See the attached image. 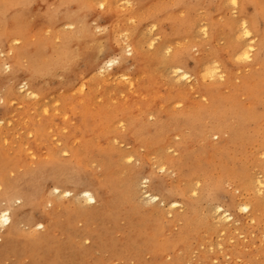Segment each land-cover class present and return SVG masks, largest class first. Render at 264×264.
Instances as JSON below:
<instances>
[{"label":"rangeland","instance_id":"374dc122","mask_svg":"<svg viewBox=\"0 0 264 264\" xmlns=\"http://www.w3.org/2000/svg\"><path fill=\"white\" fill-rule=\"evenodd\" d=\"M54 1L60 2V0ZM138 1L140 2L130 1L128 4L125 1H118L112 12L115 18L114 21L111 22L106 15L93 17L88 19V21L90 20L88 27L95 36H107L110 31L112 33L116 28L122 31L123 34L131 31L134 43L141 37V53L148 56L145 65L151 81L146 78L140 79L137 68L132 66L133 69H131L128 57L130 55L122 48L123 44L119 45L118 41L113 38L108 46L103 40L99 43L101 53L96 61V72L90 70L92 63L86 61L80 64L78 72L83 76L78 79L76 86H73V88H65L60 85L59 81H56L55 89L48 93L45 98L39 96L37 100L24 97L25 88L19 89L18 94L15 96L16 100L13 101L6 114V116H12L13 120L8 124L0 125V175H2V179H0V198L7 194L6 191L9 186L20 180L22 175L27 174V179L31 180L33 178L31 176L35 174L34 182H36L39 170L48 162H53L52 157L49 156L50 150H53L54 147L64 146L66 138L72 140L70 144L76 146L75 149L86 153L87 159L83 160V163L84 165L87 164L89 170L100 169V167H97L99 166L100 149L102 153L103 151H110L113 157L129 153L130 156H133V159L126 160L124 164L116 166L114 176L120 178L119 171L125 175L129 168L136 166V164L139 166L143 158L144 173H142V177L146 178L140 181L143 192H147L148 185L154 184L155 187H158L162 185L163 181L170 184L176 183V178L180 173L176 169L178 166L174 167L168 164L166 160H171L173 163L184 162L181 148L179 150L176 147L182 139V134H186L184 129L179 131L168 128L165 132L170 135L169 142L161 143L149 149L142 145L138 146V144L136 146L133 142H126L122 139L123 133L126 131L125 126L129 120L135 122L137 126L155 129V127H158V122L155 123L154 121L158 113L161 112V117L166 118L167 121L170 118L186 119L196 127V134L202 132L208 134V138H206V141L208 139L207 146L203 144L205 141L201 140V137H199L200 139L196 138L190 144L185 156L187 160L184 166H186L188 173H195L193 179L190 180L195 183L197 188L203 186V177H212V179L218 176L221 177V181L225 182L224 185L226 184L223 186L225 192L221 197V203L226 204L231 192L235 196L241 194L235 191L237 186L230 182L233 178L237 180V175L245 178L249 177L255 184L249 188L250 191L243 193L240 198L250 204L255 202L257 208L254 214L251 216L249 213H235V218L240 219V221L235 225L230 224L225 231L217 229L210 232L207 227H202V245L201 243L198 245L189 243L192 244L188 245L189 256L185 257L181 264H263L264 43L262 41L264 38L262 35L264 34V0H250L244 3V0H237V4H234L237 7H234L232 0H194V3L185 5V7H180L179 0H150V3L149 0ZM130 5L132 8H130ZM136 8L141 11L140 15L139 12L133 13ZM244 10L246 11L244 12ZM137 15L138 17H136ZM147 16L152 18L148 19ZM255 16H259V18L254 20ZM30 20L36 21L32 18H24L21 21L20 28L23 29L24 25H28ZM243 20H247L251 28L250 35L245 37L243 35L239 36ZM50 21L52 20L45 22ZM153 21H157L156 26L151 24ZM180 21L186 22L188 30L185 28V31L180 32L173 28L175 27L174 24ZM194 26L195 28H193ZM77 27V24L69 22L63 27L57 26L54 30L60 32L64 30L73 31L79 34L80 31ZM135 27L137 28L133 30ZM46 31L50 32V29L44 26L42 34L47 37L48 33L46 34ZM31 33L32 38L34 33ZM51 35L54 42H60L59 38L54 37V31L51 32ZM164 35H167V37ZM152 38L156 40L155 47L149 44ZM163 42L166 43L168 49L159 54L157 58L155 50L159 43ZM23 44L21 42L13 43V51L8 57L17 56L16 47H21ZM246 44L254 46L252 57L248 60L244 58L241 60L242 56L238 55ZM182 50H185L189 56L191 55L192 63L201 59L218 63L221 68V75H223L221 79L220 77L210 78L201 80V82L199 79L198 84V80H196L198 78L191 79V81H178L174 74L170 72L169 66L164 64V61L173 59L175 54ZM42 55L44 56V54ZM106 59L115 60V64L113 63V66L106 71L105 75L98 74L100 73V66L102 67ZM167 63L169 64V61ZM3 69L6 70V67L4 66ZM3 69L1 68V70ZM111 72L114 75L108 76V73ZM121 72L130 78L133 85L119 80L122 75ZM93 73L98 75L96 76ZM135 73L137 74L135 75ZM92 75H94L93 78H89ZM118 76H120L119 79ZM58 79H61V77L58 76ZM82 81L86 83L83 92L79 89V84ZM13 96L14 93L12 98ZM0 104H2L1 100ZM141 109L148 113L147 118H143L145 122L143 124L138 123L142 119L141 113L143 112ZM165 111L168 115L163 113ZM109 116L125 120L124 127L117 130L118 135L112 129H110L109 135L103 134L108 133L109 130L102 131L99 129V126ZM239 116L242 119H239ZM23 117L24 119L21 120ZM84 117L88 119V124H91V127L85 125L83 122ZM36 127L42 128L41 133H37ZM214 132H219L223 136L216 135ZM161 133L157 131V136ZM110 136H117L118 139H113L111 142ZM222 140L224 144H219V141L222 142ZM73 141L75 142L73 143ZM168 145L169 149L167 148ZM214 145L221 146L220 148L223 149L221 155L215 156L209 151V146ZM27 146L28 148L30 146L32 150L26 152L25 148ZM159 147H162V150ZM70 156L73 157L71 154L61 153V156L56 157V160L59 163H64L65 159ZM184 181L182 180L179 183L180 186L182 185L181 187H184V184L188 182L186 179ZM259 182L262 185L260 188ZM49 184L48 188L51 187ZM30 186H32L31 183ZM196 194L194 193V195ZM198 194L195 199L200 197V193ZM43 201H45L44 197ZM4 205L0 202L1 208ZM15 205L16 207L21 206L22 202L16 200ZM98 205L97 203L96 206ZM29 211L31 210L24 209L25 214ZM131 211L135 210L131 208ZM179 211L184 212L180 204L172 209L166 207V219L174 218L177 213H180ZM32 212L35 215L34 219L39 221L40 211L33 210ZM253 216L256 219L253 220ZM132 217L134 216L131 215ZM60 222L62 226L67 224V219L63 214ZM126 222V220H120L114 229L110 221L96 217L88 221V224L93 229H103L106 242L101 244L103 247H107L111 244V238H121L118 229H125ZM83 225L82 222H75V228L77 229L82 228ZM181 225L182 222L177 223V227L173 230L178 231ZM24 231L28 233L18 232L13 238L14 241L12 240V246L8 249L5 247L3 252H0V264H18L15 256H19V264H32L36 256H39V258L44 257L49 264L53 263L54 253L49 237L46 242H43L47 237H43L39 233L41 230H36L35 227L24 228ZM111 231L113 232L112 237H110ZM4 238H0V247L8 240ZM65 240L63 234L59 233L58 246L61 249L59 252L61 255H65L70 247ZM36 241H38L37 244H32ZM83 243L85 245L82 248L85 252L84 255L77 258L72 264H77L78 261L79 264H91L96 259H105L108 256L106 251L103 253H90L87 247L92 244L91 240ZM201 253L203 254L200 256ZM177 255L183 254L179 251L170 256L164 255L163 258L161 257L158 260V264L160 262L170 264L173 257ZM144 261L150 263L151 257L145 256Z\"/></svg>","mask_w":264,"mask_h":264},{"label":"bare ground","instance_id":"6f19581e","mask_svg":"<svg viewBox=\"0 0 264 264\" xmlns=\"http://www.w3.org/2000/svg\"><path fill=\"white\" fill-rule=\"evenodd\" d=\"M118 1H125L127 4L128 2L130 3V1L140 2L138 0H60V2H55L54 0H0V100L2 102V104H0V125L8 124V122L13 120L12 116H6V114L8 108H10L13 101L16 100L15 96L18 94L19 89L25 88L24 97L26 96L37 100L39 96L45 98L48 93L52 92L55 89L56 81H59L60 85L65 88H73V86H76L78 79L83 76V74L78 72V67L81 63L83 64L86 61L92 63L90 70L91 72L95 71V69H97L96 61L98 55L101 53V48L99 49L101 46L99 43L102 40L107 46L111 44L113 38L118 41L117 43L119 45L123 44L122 48L130 55L128 57L131 63V69H133L132 66L137 68L140 79L146 78L151 81V77L145 65L148 56H144L141 53V37L134 43L132 39L133 33L131 36V31L129 32L130 34L125 32L123 34L122 31L115 28V31L112 33L110 31L107 36H95L89 30L88 22L90 20L88 21V19L90 18H97L98 16L103 17V15H106L111 22L114 21L115 18L112 12L117 6ZM249 1L250 0H244L243 3ZM190 3H194V0H183V2L179 0L180 7H185V5ZM235 4H237V0H235ZM101 5H103V7H101ZM234 7L237 6L234 5ZM130 8H132L131 5ZM245 11L246 10H244V12ZM136 12H139V15L141 13L139 8L134 9L133 13L136 14ZM136 17H138V15ZM24 18H32L36 21L33 22L30 20L29 24L24 25V28L21 29L20 24ZM149 18L152 17L149 16L148 19ZM257 18H259V16H255L254 20ZM49 20L52 21L45 22ZM69 22L78 25L79 34L73 31L64 30L60 32L54 30L57 26L63 27ZM151 24L156 26L157 21H153ZM248 24L247 20L242 21L240 27L242 28L240 30L242 34L239 33V36L243 35L245 37V31L250 35L251 28ZM44 26L50 29V32L46 31V34L48 33L47 37L42 34V28ZM70 26L72 25L70 24ZM174 26L173 28L180 32L185 31V28L188 30L185 21H180L174 24ZM136 28L137 27L133 28V30ZM193 28H195V26ZM53 31L54 37L60 39L59 43L54 42L51 35ZM31 32L34 33V37L32 38ZM204 32L206 34V30ZM164 36L167 37V35ZM262 36L264 38V34ZM155 41L156 40L152 38L149 43L150 46L153 47ZM16 42L24 44L21 47H16L17 56L8 57L13 51L12 44ZM262 42L264 43V39ZM166 49H168V46L165 42L159 43L155 50L157 58L159 54L163 53ZM253 49L254 46L246 44V46L241 49L242 52L238 56H242H240L241 60L245 55L247 56L246 60L251 59ZM42 54H44V56ZM3 56H5V58H3ZM190 57L191 55L189 56L185 50L178 51L173 59L171 58L170 60L164 61V64L169 66L170 72L174 74L178 81H191V79L198 78L196 79L198 80V84L199 79L201 82V80L210 78L215 79L220 77L221 79L223 76L221 75V68L218 66V63L215 62L216 65L207 59L195 60L192 63ZM114 61L115 60L106 59L102 67L99 65L100 73L98 74L105 75L106 71L113 66ZM168 61L169 64L167 63ZM110 62L112 63L110 64ZM4 66L6 70L3 69ZM1 68L3 70H1ZM136 74L137 73H135V75ZM112 75H114L112 72L108 73V76ZM58 76L61 77V79H58ZM93 76L94 75L89 78H93ZM119 77L120 76H118V79ZM118 79L117 81L121 80L122 82L124 81L133 85L130 78L123 73L120 79ZM117 83L119 84V82ZM85 87L86 83L82 81L79 84L80 91L83 92ZM13 93L14 96L12 98ZM143 110L141 109L143 112L141 113L142 119L138 121V123L142 124L145 123L143 118H147L148 115V113ZM160 113H158L154 121L155 123L158 122V127H155V129L137 126L135 122L129 120L128 124L125 126L126 131L123 133L122 139L126 142L131 141L136 146L138 144V146L142 145L149 149L161 143L169 142L168 139L170 135L165 132L168 128L177 129L179 131L184 129L186 134H182L180 143L178 142L176 145L179 150L181 148L182 155L184 156V162H181L183 165L181 163H173L171 160H166L168 164L174 167L178 166L176 169H178L180 173L178 178H176V183L173 182L170 184L169 182L163 181L162 185L158 187H155L154 184L148 185L147 192H143L140 186V181H143L141 179H146L142 177V173H144L142 167L144 163L143 158L139 166L136 164V166L129 168V171L126 172L125 175L119 171L120 178L114 176L115 167L119 164H124L126 160H131L133 157L130 156L129 153L120 155L119 157H113L110 151H103L102 153L100 149L99 166H97L98 168L100 167V169L98 170L95 168L89 170L87 164L84 165L83 163V160L87 159L86 153L75 149L76 146L70 144L72 140L66 138L64 146L54 147L53 150H50L49 156L52 157L53 162H48V164L39 170V176L36 177V182H34L35 174L31 176L33 177L31 180L27 179V174L22 175L20 180L14 185L9 186L6 191L7 194L0 198V202L5 204L2 208L0 207V238L5 237L4 239H8L4 245H1L0 252H3V248L6 247V249H8L12 246L14 241L13 238H15L18 232L28 233L24 231V228L30 229L35 227L36 230H41L39 233L43 235V237H47L43 242H46L49 237L52 243L54 262L50 264H72L77 258L84 255L85 252L82 248H84L85 245L83 242L87 240L92 241V244L87 247L90 253H103L106 251L108 255L105 259H96V261L91 264H158V260L162 256H170L179 251H181L183 255L174 256L170 264H181L183 259L189 256L188 245H198L200 243L202 245V227H207L210 232L217 229H219V231H225L229 228L230 224L235 225V223L240 221V219L235 218V213H249L252 216L257 205L254 204L255 202L250 204L240 198L243 196V193L250 191L249 188L252 185H255L254 181L249 179V177L245 178L239 175H237V180L233 178L230 182L237 186L235 191L241 194L235 196L233 192H231L226 204L221 203V197L225 192L223 186L226 185H224L225 182L221 181V177H214V179H212V177H203V186L197 188L195 183L190 180L193 179L195 173H188L186 166H184L187 160L185 156L190 144L196 138L201 137V140L205 141L203 144L207 146L208 139L206 141V138H208V134L206 132L196 134V127L186 119L170 118V120L167 121L166 118L161 117L162 114ZM163 113L168 115L166 111ZM238 118L242 119L241 116ZM23 119L24 117L21 120ZM83 122L89 127L92 126L88 124V119L86 117H84ZM124 122L125 120L121 118H112V116H109L99 126V129L102 131L109 130L108 133H103L105 135L110 134V129L114 130L118 135L117 130L124 127ZM36 131L37 133H41L42 128L39 129L36 127ZM157 131L163 133L157 136ZM214 134L219 136L222 135L219 132H214ZM113 139L117 140L118 137L110 136L111 142ZM75 141H73V143ZM222 142L219 141V144H224V142ZM222 146L224 147V145ZM170 147L172 146L170 145ZM220 147V145L209 146V151L215 154V156L221 155L223 149ZM167 148L169 149V145ZM160 149L162 150V147ZM28 150H32V148L30 146L28 148L27 146L25 151L27 152ZM61 153L71 154L73 157L70 156L65 159L64 163H59L56 157L61 156ZM156 154H158V152H156ZM0 179H2V175H0ZM185 179L188 182L184 184V187H181L182 185L180 186L179 183ZM49 182H51V184H49ZM30 183L32 186H30ZM48 184L51 185L50 188H48ZM258 184L260 188V186H262L261 182ZM194 193L197 194L194 195ZM198 193H200V197L195 199V197L199 195ZM42 196L45 201H43ZM16 200H19L20 203L22 202V205L16 207ZM97 203L99 204L98 206H96ZM179 204L181 205V209L183 207L184 212L179 211L180 213H177L174 218L167 220L165 208L168 207L172 209ZM47 207L50 209H47ZM26 208L31 211L25 214L24 209ZM131 208L135 211H131ZM242 209L247 210L244 211ZM33 210L40 211L39 221L34 219L35 215L32 212ZM5 213H7L6 217H4ZM62 214L67 219V224H65V226H62L60 222ZM131 215L134 217L131 218ZM96 217L107 219L111 222L114 229L120 220H126V228L118 229L121 233V238H111V244L107 247H103L101 243L106 242L103 236V229H93L88 224V221ZM5 218L7 223L3 222ZM254 218L253 216V220ZM75 222H82L84 225L82 228L77 229L75 228ZM176 222H182L178 231L173 230L177 227ZM59 233L63 234L67 245H70L69 249L67 247L68 251L65 255L59 254L61 251L58 246ZM112 234L113 232L111 231L110 237H112ZM37 243L38 241L32 244ZM202 254L203 253H201L200 256ZM145 256L151 257L150 263L144 261ZM42 258L36 256L32 264H49L44 257ZM15 259L19 264V256H15ZM77 264H79V261ZM159 264L164 263L160 262Z\"/></svg>","mask_w":264,"mask_h":264},{"label":"snow or ice","instance_id":"6c2138e0","mask_svg":"<svg viewBox=\"0 0 264 264\" xmlns=\"http://www.w3.org/2000/svg\"><path fill=\"white\" fill-rule=\"evenodd\" d=\"M233 4H235V0H233ZM101 7H103V5H101ZM244 35H245V36H248L249 33H248L247 31H245V32H244ZM243 58H244V59H247V56L245 55ZM111 63H112V62H110V64H111ZM66 194H67V193H66ZM242 210L246 211L247 209H242ZM6 216H7V213L4 214V217H6ZM3 222H4V223H7L6 218L3 219Z\"/></svg>","mask_w":264,"mask_h":264}]
</instances>
